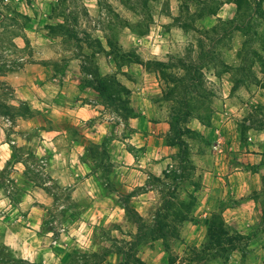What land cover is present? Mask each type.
Returning <instances> with one entry per match:
<instances>
[{
	"label": "rangeland",
	"instance_id": "374dc122",
	"mask_svg": "<svg viewBox=\"0 0 264 264\" xmlns=\"http://www.w3.org/2000/svg\"><path fill=\"white\" fill-rule=\"evenodd\" d=\"M130 63L133 88L154 75L160 108L189 112L171 116L166 176L141 186L110 176L84 133L96 122L67 111L97 93L99 118L128 115ZM185 87L202 94L187 108ZM215 112L241 140L264 131V0H0V264H264V145L255 205L239 212L220 178L201 188L182 147L198 138L185 122ZM155 219L170 235L149 233Z\"/></svg>",
	"mask_w": 264,
	"mask_h": 264
},
{
	"label": "crops",
	"instance_id": "0c3cea01",
	"mask_svg": "<svg viewBox=\"0 0 264 264\" xmlns=\"http://www.w3.org/2000/svg\"><path fill=\"white\" fill-rule=\"evenodd\" d=\"M226 7L227 10L224 13L229 18L234 13V10L230 9V4H223L219 11H223ZM218 12L216 16L220 15ZM136 65L140 66L139 63H130L129 66H125V71L132 78L128 74L123 75L126 80L124 83L129 89L128 105L131 109L125 117H120L117 112H114L115 116L99 118L104 106L98 100L97 93L93 98L85 101L83 98L77 99L76 101L80 102L79 105L74 109H67L73 120L96 122L92 130L84 132L85 136H89L91 141L103 146L110 163V176L118 181L127 182L131 186L143 185L146 178L163 177V172H168V168L179 153V143L169 136L171 115L168 110L161 109L158 105L161 90L155 76L147 77V81L140 82L139 90L133 88L139 82L138 79L133 78L137 69ZM144 74L149 75V73L141 72V77ZM6 78L9 79V76ZM22 88H28V86ZM84 90L88 91L90 88L84 87L82 92ZM63 93L60 91L55 95L59 97ZM113 118L116 121H113ZM233 125L232 127L224 114L220 112L212 114L207 123L191 117L185 122V127L195 133L198 138L182 135L181 139L184 140L182 147L188 150L190 159L188 161L202 167L199 177L202 181L201 188L209 191L212 185L210 182L215 177L220 178L225 190L231 189L229 193L237 198L233 207H227V210L239 212L255 205L251 186L257 178L260 180L257 171L263 169L261 152L264 145V131L249 129L247 138L241 140L237 136L235 123ZM111 129L116 135L108 138L107 134ZM42 142L46 141L42 140ZM0 144V146H9L6 142ZM79 154L81 153H76V157ZM206 207L209 206L206 205ZM157 240L161 241V239ZM161 251L166 252L163 243Z\"/></svg>",
	"mask_w": 264,
	"mask_h": 264
},
{
	"label": "trees",
	"instance_id": "16d2710c",
	"mask_svg": "<svg viewBox=\"0 0 264 264\" xmlns=\"http://www.w3.org/2000/svg\"><path fill=\"white\" fill-rule=\"evenodd\" d=\"M206 56H207L206 54H202L201 55L202 58L206 57ZM178 60H180V62L182 61L181 58H179V57H178ZM191 79H192V77H190V80ZM186 88H188V87H185V89L181 91L182 94L184 93L183 96H181L180 94H177L175 96V100H174L175 102H183L182 104H183L184 107H186V105H185L186 102H189V101H191V102L195 101L196 102V100L198 98L202 97V94L196 92V90H194L192 87H190V89H188V90H186ZM177 113L178 112L170 114L174 118V123H178L181 116H188L189 115V112L187 110H183L179 114H177ZM163 174H164V176H166V172H163ZM150 227L151 228L149 229V233L156 234L158 232L157 235H159V236L170 235V233H169L170 231L169 230H171V228H172L171 224H168L167 222H158L157 223L156 219H155V227H154V225L150 226ZM155 238H158V237H155ZM210 238H211L212 241L214 240L212 237H210Z\"/></svg>",
	"mask_w": 264,
	"mask_h": 264
}]
</instances>
